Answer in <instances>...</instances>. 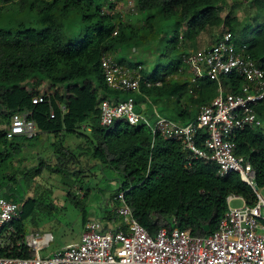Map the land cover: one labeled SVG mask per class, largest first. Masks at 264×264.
Returning a JSON list of instances; mask_svg holds the SVG:
<instances>
[{"label":"trees","instance_id":"16d2710c","mask_svg":"<svg viewBox=\"0 0 264 264\" xmlns=\"http://www.w3.org/2000/svg\"><path fill=\"white\" fill-rule=\"evenodd\" d=\"M229 1L135 0L141 16V25L136 29L116 13V1L112 0H0V19L4 6L14 2L19 13H35L39 24L34 28L16 20L10 25L6 22L8 28L4 24L0 27V86L9 87L0 94V105L6 110L1 118L8 124L13 114L28 113L27 119L36 127L32 138L8 139L7 129H0V195L13 196L20 208L19 218L7 224L15 232L7 237L12 246L0 254L18 257L33 254L21 240L26 221L35 223L37 199L24 196V187L19 188L22 194L14 190L17 180L9 166L14 156L25 148V142L39 134H53L59 142L53 150L54 158L38 157L35 166L23 169L24 178L37 175L44 168L52 174L64 175L68 165L79 162L81 155L92 156L98 168H109L117 174L116 194L129 188L124 200L133 217L150 234L160 227L171 226L192 236H205L217 230L228 209V196L238 195L248 205L255 204V194L237 173L219 176L215 163L189 161L190 154L180 140L159 134L152 140L145 125L131 126L117 120L105 126L99 121V104L105 95L114 98L133 95L137 102L138 93L166 97L175 102L176 120L186 123L193 119L200 107L216 96L217 83L202 78L189 88L182 56L189 50L201 49L202 34L210 38L206 46L209 47L223 32L230 31L236 45L238 17L232 11L224 16L219 13L220 6ZM70 9L78 15H69ZM218 28L220 33L216 35L214 31ZM155 38L159 39V54L151 72L117 56L122 47ZM242 49L264 71V30L255 42ZM103 54L113 55L119 64L136 70L150 81H160L161 85L149 88L141 85L138 93L109 89L100 66ZM164 59L168 61L162 64ZM38 74L50 84L44 92ZM173 75L179 77L167 79ZM27 82H31L29 89L23 86ZM221 83L225 93H237L241 78L229 74L221 78ZM257 112L264 119V104ZM67 138L71 142L66 145ZM79 139L83 142L75 144ZM231 139L235 155L249 162L257 187L264 188V132L236 130ZM68 169H72L73 175L77 173L74 166ZM106 212L112 217L113 213ZM87 216L82 212V225ZM205 225L207 232L203 230Z\"/></svg>","mask_w":264,"mask_h":264},{"label":"built area","instance_id":"2783aa9c","mask_svg":"<svg viewBox=\"0 0 264 264\" xmlns=\"http://www.w3.org/2000/svg\"><path fill=\"white\" fill-rule=\"evenodd\" d=\"M189 88L199 79L217 83L216 96L200 107L197 115L186 123L159 115L155 111L143 113L136 108L133 95L105 98L99 104V121L109 126L114 121H125L131 126L145 125L152 140L156 134L180 140L190 154L189 161L213 162L216 173L238 174L240 180L255 194L254 205H248L238 195L227 197L241 199L239 208L228 207L217 230L205 236H192L176 227H160L150 234L133 217L124 200L125 188L112 200L115 214L123 220L115 229H106L96 218H88L76 243L66 245L45 257L39 251L52 240L50 233L23 235L21 242L33 254L29 257L0 254V264H264V198L255 189V173L249 162L234 153L233 133L236 130L258 129L264 132V119L257 109L264 104V71L254 59L233 42V35L225 31L211 46L199 51L189 50L182 56ZM103 79L114 91L139 92L160 86V81H150L136 70L119 64L111 54L100 58ZM182 74V69H179ZM235 74L241 78L237 93H225L221 78ZM178 75L167 79H177ZM191 92V89H189ZM28 113H15L10 117L6 138L36 135L35 123L27 119ZM203 133V134H202ZM189 164V162H188ZM20 208L13 199L0 195V252L12 245L7 237L14 232L7 224L17 220Z\"/></svg>","mask_w":264,"mask_h":264},{"label":"rangeland","instance_id":"374dc122","mask_svg":"<svg viewBox=\"0 0 264 264\" xmlns=\"http://www.w3.org/2000/svg\"><path fill=\"white\" fill-rule=\"evenodd\" d=\"M112 1H116L115 11L124 22L131 23L136 29L140 27L141 16L135 0ZM229 11H232L240 21V26L236 31V46L245 48L255 42L264 30V0H230L219 8V13L222 16ZM1 14L0 27H3L4 24V27L8 28L7 24L10 25L16 20H22L29 27L38 28L39 26L35 13L30 11L19 13L18 5L14 2L4 6ZM6 22L8 23L6 24ZM214 32L218 35L220 28ZM168 34H165V37H168ZM68 35L71 37L72 33H68ZM209 41L210 38L206 34H202L200 36L201 48H205ZM158 54L159 39L155 38L152 41L122 47L117 56L122 58L125 55L131 62L137 63L140 68L151 72L157 65ZM167 61L168 59L162 60V64ZM37 76L42 79L40 88L44 92L50 84L42 75L38 74ZM23 86L29 89L31 82H27ZM8 88L6 85H1L0 94ZM60 90H64V87H61ZM139 98H137L136 103L137 109L145 111V108L151 109L155 103L157 112L166 118L176 120L174 101L168 100L166 97L149 96V101H142ZM5 113L6 110L0 105V129H7L9 125L1 118V115ZM72 139L75 141V138ZM56 140L53 134H39L37 138L26 141L25 148L20 154L14 156V161L9 166V171L14 173L17 180L13 185L14 190L18 194H22L20 191L22 189L19 188L24 187L26 190L24 196L37 199V210L33 215L35 223L31 224L29 220L26 221L25 235L50 233L52 236L49 245L39 251L41 257L79 241L83 232L82 212L93 218L102 219L104 216L103 209L109 210L113 213L112 216L115 220L113 221L112 218L105 221V226L108 229H115L118 223L123 220L121 216L115 214V207L118 204H114L112 207L107 204V200H113L117 192V174L109 168H98L92 156L84 157L85 155H81L79 162L68 165V168L74 166L76 169L77 173L74 175L70 173L72 169L68 168L64 175L52 174L44 168L37 175L23 177V169H29L32 165L35 166L38 157L54 158L53 150L59 143ZM70 142L71 139L69 141L68 138L65 139L66 145ZM78 142L82 143L83 141L81 142L79 139L74 143ZM79 170L81 171L79 172ZM259 193L264 198V188L259 189ZM242 205L241 199H231L228 202L230 208H239Z\"/></svg>","mask_w":264,"mask_h":264},{"label":"crops","instance_id":"0c3cea01","mask_svg":"<svg viewBox=\"0 0 264 264\" xmlns=\"http://www.w3.org/2000/svg\"><path fill=\"white\" fill-rule=\"evenodd\" d=\"M125 47H126V46H125ZM128 47H129V46H128ZM202 48H204V47H202ZM202 48H201V49H202ZM189 49H190V48H189ZM201 49H199V50H201ZM199 50H198V51H199ZM118 57H120V56H118ZM122 57H123L128 63H133V62H131L128 58H126L125 55H123ZM99 96H103V94L100 93ZM104 97H106V98H114V96H113V95H110V94L105 95ZM139 97H140V98H139ZM137 98H139V100H143V101H147V100H148V101H149V98L146 97V96H144V95H142L141 93H138V95H136V99H137ZM155 106H156V105H155V103H154V104H153V107H152L151 109H150V108H148V109L145 108V111L143 110V113L145 112V113H149V114H150V113H152L153 111H155L156 113H158L159 115H161L159 112H157V110L155 109ZM161 116H162V115H161ZM29 160H32V159H29ZM29 162H30V161H29ZM29 162H28V163H29ZM107 204L110 205L111 207L114 206L111 200H107ZM106 211H107V210L104 208V209H103L104 216L102 217V219H101V218H100V219L96 218V219H97L98 222L102 225V227L108 229V228L105 226V221H106V220H110V219H112V218H113V221H114L115 218H114L113 216H112V217L110 216L111 218H110L109 216H107L108 213H107ZM108 217H109V218H108ZM88 218H93V217H92V216H87V219H88Z\"/></svg>","mask_w":264,"mask_h":264},{"label":"clouds","instance_id":"9594fccd","mask_svg":"<svg viewBox=\"0 0 264 264\" xmlns=\"http://www.w3.org/2000/svg\"><path fill=\"white\" fill-rule=\"evenodd\" d=\"M69 15L75 16V15H78V13L74 9H70L69 10Z\"/></svg>","mask_w":264,"mask_h":264},{"label":"water","instance_id":"95a60500","mask_svg":"<svg viewBox=\"0 0 264 264\" xmlns=\"http://www.w3.org/2000/svg\"><path fill=\"white\" fill-rule=\"evenodd\" d=\"M256 188H257V186H255V189H256ZM203 230H204L205 232H207V231H208V226L205 225V226L203 227Z\"/></svg>","mask_w":264,"mask_h":264}]
</instances>
